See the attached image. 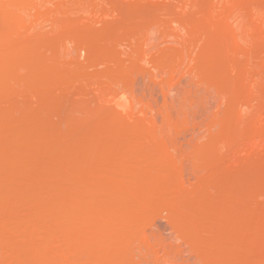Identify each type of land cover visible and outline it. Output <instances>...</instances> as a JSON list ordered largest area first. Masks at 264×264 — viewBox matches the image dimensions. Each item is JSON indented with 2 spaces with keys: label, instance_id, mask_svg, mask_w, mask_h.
Masks as SVG:
<instances>
[{
  "label": "rangeland",
  "instance_id": "rangeland-1",
  "mask_svg": "<svg viewBox=\"0 0 264 264\" xmlns=\"http://www.w3.org/2000/svg\"><path fill=\"white\" fill-rule=\"evenodd\" d=\"M0 264H264V0H0Z\"/></svg>",
  "mask_w": 264,
  "mask_h": 264
}]
</instances>
